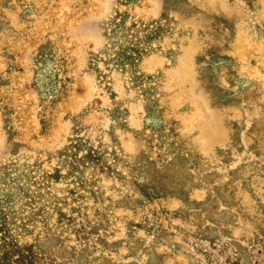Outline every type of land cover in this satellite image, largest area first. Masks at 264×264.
<instances>
[{
    "label": "rangeland",
    "instance_id": "obj_1",
    "mask_svg": "<svg viewBox=\"0 0 264 264\" xmlns=\"http://www.w3.org/2000/svg\"><path fill=\"white\" fill-rule=\"evenodd\" d=\"M0 264H264V0H0Z\"/></svg>",
    "mask_w": 264,
    "mask_h": 264
},
{
    "label": "bare ground",
    "instance_id": "obj_2",
    "mask_svg": "<svg viewBox=\"0 0 264 264\" xmlns=\"http://www.w3.org/2000/svg\"><path fill=\"white\" fill-rule=\"evenodd\" d=\"M217 131H218V129H217ZM218 134V133H217Z\"/></svg>",
    "mask_w": 264,
    "mask_h": 264
}]
</instances>
